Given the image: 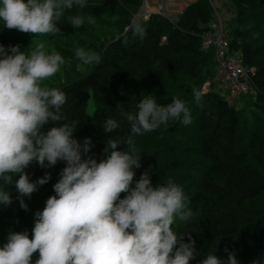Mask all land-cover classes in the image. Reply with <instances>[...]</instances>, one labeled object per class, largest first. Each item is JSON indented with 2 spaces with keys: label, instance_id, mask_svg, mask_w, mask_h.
Returning a JSON list of instances; mask_svg holds the SVG:
<instances>
[{
  "label": "trees",
  "instance_id": "16d2710c",
  "mask_svg": "<svg viewBox=\"0 0 264 264\" xmlns=\"http://www.w3.org/2000/svg\"><path fill=\"white\" fill-rule=\"evenodd\" d=\"M229 1L237 17L227 28L230 52L256 68L251 77L254 93L238 95L234 102L228 99L230 93L215 89L220 74L216 47H203L204 35L213 32L217 19L209 0L187 4L175 19L152 13L146 21L138 17L144 0H86L85 7H73L57 22L60 33L47 36L9 30L0 21V44L6 48L19 45L30 53L37 40L45 43L49 54L55 50L65 58L60 72L45 84L65 92L68 102L63 111L69 120H79L74 138L83 143L90 137L89 155L98 161L105 158L110 138L126 140L131 135L127 121L105 132L104 119L119 122L121 110L138 111L135 105L143 95L150 94L159 105L173 98L186 102L191 124L170 120L134 137L141 167L134 169L133 186L147 171L153 185L171 179L182 188L193 217L188 222L177 219L172 228L185 234V241L195 239L199 255L191 264L207 254L226 259L225 248L235 252L239 264H264V0ZM77 14L93 16L96 23L85 22L75 29L67 16ZM133 17L145 24L143 41L132 37ZM76 47L97 52L101 62L78 69ZM208 80L210 89L197 105L193 88L202 90ZM91 99L95 108L87 116ZM53 126L56 122L49 121L43 131ZM127 148L126 143L117 146L121 151ZM64 167L63 161L51 168L33 162L25 169L31 181L51 174L31 198L24 197L27 210L16 199L15 184L9 186L13 202L0 204V247L7 243L10 231H27L32 236L35 213L55 195L53 185ZM126 195L121 193V198ZM38 256L33 254V264Z\"/></svg>",
  "mask_w": 264,
  "mask_h": 264
},
{
  "label": "clouds",
  "instance_id": "9594fccd",
  "mask_svg": "<svg viewBox=\"0 0 264 264\" xmlns=\"http://www.w3.org/2000/svg\"><path fill=\"white\" fill-rule=\"evenodd\" d=\"M85 5L86 0H0V21L9 30L34 37L56 35L61 32L57 22L66 11ZM67 22L77 29L96 20L77 14L68 15ZM130 30L133 39H145L146 27L140 19L133 17ZM33 43L30 53L21 51L19 45L6 48L0 44V204L11 205L13 197L7 189L15 184L20 207L28 209L24 197L31 198L51 179L46 172L31 181L25 169L33 162L51 168L63 161L65 167L53 185L55 195L35 213L32 236L27 231H10L7 243L0 247V264H33L37 252L34 264H191L199 255L195 239L185 241V234L172 228L177 219L188 222L193 217L182 188L171 179L153 185L147 171L133 186L134 169L141 167L134 137L170 120L191 124L186 102L173 98L159 105L150 94L143 95L135 105L138 111L121 110L119 122L104 119L105 132L127 121L131 135L126 140L110 138L105 158L98 161L89 155L90 137L83 143L74 138L79 120H69L63 111L68 102L65 92L45 84L60 72L65 58L55 50L49 54L42 41ZM123 43L127 45V37ZM74 52L78 69L101 62L95 51L76 47ZM203 95L193 88L197 105ZM49 121L57 126L45 132ZM121 143L127 144L126 151L117 150ZM121 193L127 195L121 198ZM224 250L226 259L207 254L198 264H239L235 252Z\"/></svg>",
  "mask_w": 264,
  "mask_h": 264
},
{
  "label": "built area",
  "instance_id": "2783aa9c",
  "mask_svg": "<svg viewBox=\"0 0 264 264\" xmlns=\"http://www.w3.org/2000/svg\"><path fill=\"white\" fill-rule=\"evenodd\" d=\"M216 12V21L213 23L212 33H207L203 38V47H216V59L218 67L223 71V75L218 76L217 84L220 85L224 92L230 93L231 96L236 94H253L254 89L251 84V77L255 75L256 68L244 64L239 55L230 52V44L228 39V32L224 26L222 17L217 11V7L213 0H209ZM170 0H157V13L173 17L168 10V3ZM145 6L143 12L138 17L149 18L152 12L148 9L149 0H144ZM146 19V20H147ZM209 82V81H208ZM210 84V82H209ZM235 99V97H233ZM232 102H234L232 100Z\"/></svg>",
  "mask_w": 264,
  "mask_h": 264
},
{
  "label": "rangeland",
  "instance_id": "374dc122",
  "mask_svg": "<svg viewBox=\"0 0 264 264\" xmlns=\"http://www.w3.org/2000/svg\"><path fill=\"white\" fill-rule=\"evenodd\" d=\"M213 2H214V4L217 7L218 13L222 17V20L224 21L225 28L227 29L229 27V24L233 20V18L236 17L235 6L229 0H213ZM171 7H173V5H171ZM156 10H157V7H156ZM168 10L171 12L170 15H172L173 12H172L171 8L168 7ZM152 13H157V11L156 12H152ZM157 14H159V13H157ZM163 16H165V15H163ZM236 19H237V17H236ZM218 69L221 70L219 67H218ZM220 73L223 75V71H221ZM208 81L210 82V84H209ZM208 81L206 82V84L204 85V87L202 89V91L204 93L208 92L209 89H210L211 81L210 80H208ZM219 87H220V85H218V84L215 85V89L216 90H220ZM238 95L240 96L241 94H236L235 96L228 95V99L231 100V101L232 100L234 101L235 99L238 98L237 97ZM233 97H235V99H233ZM94 108H95L94 101H93V99H91L90 102H89V106L87 108L86 115L87 116L92 115V113L94 111Z\"/></svg>",
  "mask_w": 264,
  "mask_h": 264
},
{
  "label": "crops",
  "instance_id": "0c3cea01",
  "mask_svg": "<svg viewBox=\"0 0 264 264\" xmlns=\"http://www.w3.org/2000/svg\"><path fill=\"white\" fill-rule=\"evenodd\" d=\"M157 0H149L148 9H150L151 12H156V4ZM196 0H170L168 3V7L171 8L174 18H176L186 7L187 4L193 3ZM173 5V7H171ZM221 74H219L220 76Z\"/></svg>",
  "mask_w": 264,
  "mask_h": 264
}]
</instances>
